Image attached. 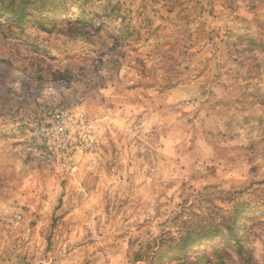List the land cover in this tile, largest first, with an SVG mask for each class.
<instances>
[{"label":"rangeland","instance_id":"obj_1","mask_svg":"<svg viewBox=\"0 0 264 264\" xmlns=\"http://www.w3.org/2000/svg\"><path fill=\"white\" fill-rule=\"evenodd\" d=\"M69 2L0 20V264H264V0Z\"/></svg>","mask_w":264,"mask_h":264},{"label":"trees","instance_id":"obj_2","mask_svg":"<svg viewBox=\"0 0 264 264\" xmlns=\"http://www.w3.org/2000/svg\"><path fill=\"white\" fill-rule=\"evenodd\" d=\"M72 4L69 0H0V20L8 19L16 26L25 25L27 22H40L42 18L47 16L51 20L52 16L62 17L64 20L70 19L68 11L63 8H71ZM53 24L62 25L63 21H55ZM240 221H233L232 226L227 230L229 234H233L235 225ZM214 236L210 232L198 236L184 235L178 239H173L169 250L173 254L168 258V263L172 264H210V258L206 250L197 252V246L204 240H210ZM161 243V241H160ZM161 244L154 253L155 260L160 262L162 255ZM150 264H155L151 261Z\"/></svg>","mask_w":264,"mask_h":264}]
</instances>
